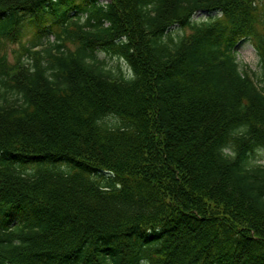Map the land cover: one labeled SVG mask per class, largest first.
Instances as JSON below:
<instances>
[{
	"label": "trees",
	"instance_id": "16d2710c",
	"mask_svg": "<svg viewBox=\"0 0 264 264\" xmlns=\"http://www.w3.org/2000/svg\"><path fill=\"white\" fill-rule=\"evenodd\" d=\"M262 6L0 0V264H264Z\"/></svg>",
	"mask_w": 264,
	"mask_h": 264
},
{
	"label": "rangeland",
	"instance_id": "374dc122",
	"mask_svg": "<svg viewBox=\"0 0 264 264\" xmlns=\"http://www.w3.org/2000/svg\"><path fill=\"white\" fill-rule=\"evenodd\" d=\"M103 2H110V0H103ZM264 7H261V10ZM260 10V11H261ZM76 11H73L72 15H76ZM215 13H209L206 11H200L194 16V21H207L211 19L212 17H215ZM33 28L26 27L21 31L20 34H18V38L16 42H8L6 43L5 51L9 55V60L12 64H14L18 58L24 56V60H29L30 57L25 53L24 49L26 47L31 46V43L33 39H35L38 33H41V36L43 35L42 39L40 40L42 43L38 45L37 50L42 49L45 46V43H55L56 42V36L53 33L52 28H49L47 25V22L40 20L37 23H33ZM264 26V24H263ZM174 36L181 35L183 33L189 34L190 30L185 29L184 31L179 30L177 26H175L173 29ZM36 33V34H35ZM38 38V37H37ZM68 48L75 50L76 45L66 42ZM34 51V50H32ZM236 57L237 60L240 62L243 68L255 72L257 76L261 75V66H260V57L254 47V44L251 40H243L241 41L236 50ZM99 57L102 60H106L110 67H116L118 64V60L115 58H110L108 55L104 54L103 52L99 53ZM148 67V66H146ZM258 86L260 88H264L263 82H258ZM261 163H264V159L260 160ZM106 176H109L106 174ZM103 179H106L103 177ZM101 181V179H99ZM99 183V182H98ZM101 186H103V183H99Z\"/></svg>",
	"mask_w": 264,
	"mask_h": 264
}]
</instances>
